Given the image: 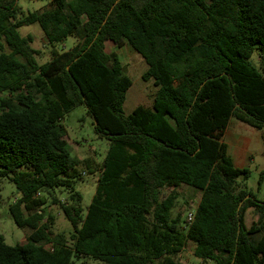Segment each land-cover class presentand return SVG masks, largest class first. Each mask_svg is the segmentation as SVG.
<instances>
[{
  "label": "trees",
  "instance_id": "obj_1",
  "mask_svg": "<svg viewBox=\"0 0 264 264\" xmlns=\"http://www.w3.org/2000/svg\"><path fill=\"white\" fill-rule=\"evenodd\" d=\"M49 1L21 15L18 0H0V178L19 192L12 220L31 230L13 245L0 234V264H185L174 255L189 244L198 264H264V199L238 181L250 170L221 141L230 118L264 130V0ZM31 23L52 46L42 64L18 31ZM68 37L76 43L56 50ZM106 41L144 59L141 77L157 88L150 106L124 113L132 82ZM79 105L107 141L85 211L74 187L84 163L62 123ZM182 185L200 191L185 226L171 217ZM46 196L68 236L53 231Z\"/></svg>",
  "mask_w": 264,
  "mask_h": 264
},
{
  "label": "rangeland",
  "instance_id": "obj_2",
  "mask_svg": "<svg viewBox=\"0 0 264 264\" xmlns=\"http://www.w3.org/2000/svg\"><path fill=\"white\" fill-rule=\"evenodd\" d=\"M49 0H18L21 9V15H26L30 11L42 10L50 7ZM19 34L32 36L31 46L37 50V62L42 64L51 59L52 46L49 45L44 37L43 31L38 23H31L18 29ZM76 38L68 37L63 42L56 44L58 51L68 50L75 43ZM107 53H116L123 65L125 74L131 79V86L126 92V98L123 103V111L129 114L137 105H147L152 100L153 93L157 89L152 79L143 80L142 74L146 70L147 64L141 55L131 46L123 43L116 47L110 42L105 45ZM255 66H258L259 60L256 54L252 57ZM67 131V141L72 156L83 160L84 165L77 169L78 174L74 179V187L82 195V207L84 211L89 205L93 194L95 193L97 178L99 176V165L107 149V141L99 138L94 132L92 119L86 114V108L79 105L68 112L62 120ZM86 164V165H85ZM250 175L246 180L238 179L245 184L248 190L252 191L259 199H264V181L258 185L259 172L264 169V160L255 158L248 166ZM0 234L5 238L6 243L13 245L23 242L31 232L29 228H19L12 220L8 207L19 196L15 185L7 178H0ZM54 195L60 200H65L67 193L64 190L57 189ZM47 197V196H46ZM200 198V191L189 186L182 185L180 194L175 199L171 210V217H179L180 224L185 226L187 214L194 211ZM46 213L54 217L53 231L62 232L69 235L71 226L66 220L62 210L57 204L51 203V197H47L45 206ZM256 218L252 210L245 213V224L249 226ZM174 258L185 264H198L199 260L193 254L192 244L187 245L182 251L174 255ZM72 264H102L98 260L89 257L75 258ZM206 264H210L207 262Z\"/></svg>",
  "mask_w": 264,
  "mask_h": 264
},
{
  "label": "crops",
  "instance_id": "obj_3",
  "mask_svg": "<svg viewBox=\"0 0 264 264\" xmlns=\"http://www.w3.org/2000/svg\"><path fill=\"white\" fill-rule=\"evenodd\" d=\"M107 42L110 41H106L105 45ZM151 102L152 100L149 104L144 106H150ZM263 135L264 130L256 129L235 118H230L226 129L223 132L221 141L225 143L227 153L231 157L235 166L248 167L255 158L261 157L264 160Z\"/></svg>",
  "mask_w": 264,
  "mask_h": 264
},
{
  "label": "built area",
  "instance_id": "obj_4",
  "mask_svg": "<svg viewBox=\"0 0 264 264\" xmlns=\"http://www.w3.org/2000/svg\"><path fill=\"white\" fill-rule=\"evenodd\" d=\"M194 211H191L187 214V221H191L193 218Z\"/></svg>",
  "mask_w": 264,
  "mask_h": 264
},
{
  "label": "water",
  "instance_id": "obj_5",
  "mask_svg": "<svg viewBox=\"0 0 264 264\" xmlns=\"http://www.w3.org/2000/svg\"><path fill=\"white\" fill-rule=\"evenodd\" d=\"M95 122V121H94ZM96 123V122H95Z\"/></svg>",
  "mask_w": 264,
  "mask_h": 264
}]
</instances>
